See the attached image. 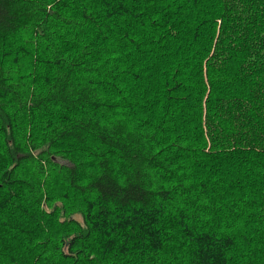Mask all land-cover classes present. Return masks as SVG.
I'll return each instance as SVG.
<instances>
[{"label": "trees", "instance_id": "obj_1", "mask_svg": "<svg viewBox=\"0 0 264 264\" xmlns=\"http://www.w3.org/2000/svg\"><path fill=\"white\" fill-rule=\"evenodd\" d=\"M0 264H264V0H0Z\"/></svg>", "mask_w": 264, "mask_h": 264}]
</instances>
